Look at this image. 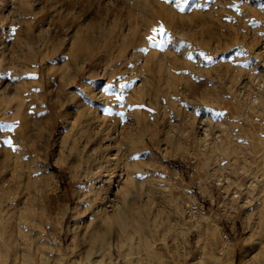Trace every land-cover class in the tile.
<instances>
[{"label":"rangeland","instance_id":"1","mask_svg":"<svg viewBox=\"0 0 264 264\" xmlns=\"http://www.w3.org/2000/svg\"><path fill=\"white\" fill-rule=\"evenodd\" d=\"M0 9V61L18 65L0 81L12 85L0 124H18L0 132V264H21L24 250L48 264H85L78 245L89 183L75 195L70 98L108 86L131 94L142 86L140 122L128 116L112 133L132 167L117 168L111 189L96 182L105 195L93 223H118L120 211L129 223L144 220L149 228L135 238L155 242L154 264H251L255 243L264 247V0H1ZM24 156L33 181L55 172L59 191L48 204L41 193L23 199L15 166ZM113 253L92 260L112 264Z\"/></svg>","mask_w":264,"mask_h":264},{"label":"bare ground","instance_id":"2","mask_svg":"<svg viewBox=\"0 0 264 264\" xmlns=\"http://www.w3.org/2000/svg\"><path fill=\"white\" fill-rule=\"evenodd\" d=\"M0 3H1V0H0ZM3 15H4L3 11L0 9V19L4 17ZM5 17H4V19H5ZM2 25L3 24L0 25V28L2 27ZM3 33H5V32H3L2 29H0V38L2 36H4ZM12 46L14 47V45H12ZM1 47H0V50H1ZM2 50H3V48H2ZM12 51H13V49H12ZM5 52H7V51H5ZM14 52H15V50H14ZM14 52L12 55L15 56L16 53H14ZM16 52H18L17 49H16ZM5 56H6V54H5ZM14 59H16V58H14ZM11 60L13 61L12 58H11ZM11 60H10V62H11ZM3 61H5V59H2L0 61V81L1 82L5 81L6 79H9V77L11 76V72L8 70L9 66L11 68H15V66L16 67L18 66L16 64H14L15 62H12L13 65H15L14 67H13V65H9V64H11L10 62L8 65H5L3 63ZM79 75H81V72H79L77 75H75L74 82L77 81V79L79 78ZM123 76L125 77V75H123ZM118 80H120V79H118ZM16 85L19 86L18 83ZM102 85H100V86H102ZM11 87H12V85H8V86L3 88L0 85V101H1V99L6 100L9 98ZM141 87H137L138 88L136 90L137 93L142 91L139 89ZM132 89H133V87H132ZM130 90L131 89H129V91ZM137 93L136 94H131L129 92H121V93L119 92L118 93L116 87L112 86L109 92H105V90H103V89L100 91L99 94L95 93V91L94 92L88 91V93L84 94L81 97L72 96L70 98L71 104L69 107V114H68V118L71 121V128H70L69 140H68L70 160H68V161H70L71 165H73L77 168H81V173L77 177V179H79L82 182L80 185H77L75 187V189H74L75 195L79 196L80 192H82V190L84 189V187L82 186L83 183H85L86 181H88V183H89L88 189H87L88 194L85 198V202L83 205L84 206L83 207L84 208V210H83L84 219H87V220L85 221V223H83L82 228L79 227L81 229L80 236L82 237V240L80 241V243L78 245L79 250L81 251V254L83 255V257L86 260V261L84 260L85 264H98V262H101V261H97V260H99L100 257H103L110 250L116 252V253H113V254H115V256L112 255V256H114L113 258H111L112 264H141V263L146 264V263H151L152 261L154 262L155 260H157V258L159 259L158 256H160L159 254H157L156 249H155L156 251H154L155 242H149V241H151V240H148L150 238L149 234L144 233V235L146 234V238H143L141 240L139 239L140 242H137L138 240L135 238L137 234L140 235L143 232H147V230H148L147 228H149V226L147 227L146 226L147 224L146 225L144 224L145 222L142 223L144 220H141L142 222H139V224L129 223L128 221L125 220V216H124L125 213L120 211V212L115 214V216H116L115 221L118 223H111V224L106 225L105 223H93V221H92V219L97 218V216L100 215L99 214V211L101 208L100 202H101V198L103 195L101 187L96 185V182L97 181L99 182V180H103V181L107 180L109 185H110L109 188L111 189V187L113 185L112 181H113L115 174L117 172V168L120 169V168L124 167V168H126L125 171L128 172L129 167L131 166L130 161H129L130 160L129 155L126 154L127 152L124 153V149L122 148V146H120V144H122V143L119 144V142H120L119 140H114V137H112L113 136L112 133L116 132V131L118 132V131H124L125 130L126 126H124L123 122L127 120L128 116L135 115L134 123L136 122L139 124L140 118L137 117L136 113L134 112V109L137 106L136 103L134 102L135 101L134 95L135 96L138 95ZM117 96H122L123 100L118 101L116 99ZM154 98L157 99V105L159 106V109H160V107L163 104L162 101L160 100V95L154 94ZM7 101H6V104H4L3 102L0 104V118L3 120L7 119V112H8V108L10 105L7 103ZM45 101H51L52 102L51 99H46ZM159 113H160V111H159ZM154 114H155V112H154ZM160 116H161V113L157 117V119H156L157 121H160V119H162ZM165 120H167V119H165ZM174 126H176V125H174ZM178 129H180V128H178ZM178 129H177V131H178ZM65 130H67V129H65ZM174 130H169L170 131L169 133H172V131H174ZM182 130H179V131L181 132ZM125 133H126V131L123 132L122 135H124ZM173 133H175V132H173ZM120 134H121V132H120ZM120 134H118V135H120ZM138 134H139V132L135 131V133L130 132V134H128V136H126V139L131 146L135 145V143H137L139 141L138 140V138H139ZM172 135H174V134H172ZM122 139H124V137ZM122 139H120V140H122ZM123 142H125V141H123ZM126 147H127V145H126ZM111 162L114 163V167H112L113 169L108 168V170L110 169V171L105 172L104 166H106L108 163H111ZM15 168H16L15 172L17 173L16 176H18V179H21V183H18L19 185H17V186L19 188L21 187V190L23 189L21 194L24 195L26 193V196H24L23 199H26V200L31 199L32 196H36L38 193H41L46 198V202L48 204L49 203V196L52 193H58L59 188L55 185V182H54L55 172L53 170H52L53 171L52 173L50 172V173H45V174H39L38 179L33 181L31 179V177L29 176V174H30L29 161H28L26 156L21 158V161L18 164L16 163ZM10 179H12V178H10ZM200 187H201L200 189L203 193H208L204 186L201 185ZM127 188L124 187V189H127ZM124 195H126V194H124ZM23 199H22V201H23ZM12 205H13V203H12ZM123 205H124V207L130 206V204H129V202H127L126 198L124 199ZM68 209H69V207L64 208L63 211L61 212V214L58 215V217L61 219V221H62V219H65L66 215L68 214V212H69ZM140 209H142V207ZM96 211H97V214H95ZM138 220H140V219H138ZM145 221H146V219H145ZM104 225H106L105 226L106 229L102 230V227ZM113 225H115V226H113ZM116 225L118 226L117 228H115ZM18 227H20L19 224H18ZM10 232H12V231H10ZM112 232L114 233V236L110 237V233H112ZM73 236H75V235H73ZM9 237H11V236H9ZM139 238H140V236H139ZM133 239L136 240L137 244H135L133 242V241H135ZM78 240H79V238H78ZM153 240H154V238H153ZM12 241H14V240H12ZM76 243H78V242H76ZM132 243H134L135 245H132ZM156 243H158V241ZM69 244L71 245V243H69ZM126 245L128 246L127 248H126ZM11 248H13V247H11ZM70 248L73 249V247H70ZM75 248H78V247H74V249ZM112 248H114V249L112 250ZM62 249H65V248H62ZM158 249H160V248H158ZM229 249H231V248H229ZM13 251H15V250H13ZM254 251H255V254L251 258V261H250L251 264H261L264 261V247H263L262 242L255 243L254 248H253V252ZM76 253H78V252H76ZM60 254H62V252ZM13 255H14V253H13ZM156 255H158V256L156 257ZM40 256L41 257H39V256L33 257L28 252V250H24L20 262H21V264H48L47 256L46 255L44 256L43 254H40ZM61 256H63V255H61ZM185 256H187V255H185ZM94 257L97 258L96 261L92 260ZM160 258H162V257H160ZM58 260H56V261H58ZM160 261H162V259H159V263H161ZM199 263H197V264H199ZM53 264H55V263L53 262ZM183 264H189L186 261V258H183Z\"/></svg>","mask_w":264,"mask_h":264},{"label":"snow or ice","instance_id":"3","mask_svg":"<svg viewBox=\"0 0 264 264\" xmlns=\"http://www.w3.org/2000/svg\"><path fill=\"white\" fill-rule=\"evenodd\" d=\"M166 2H171V0H166ZM178 7L180 8L181 11L184 10V6L182 4H178ZM154 31H156L158 34H163V35H166V33H164V30L162 28L160 29H155ZM149 40L152 42V46L153 47H159L161 51H164L165 48H164V45L161 43V44H156L155 42V39L153 37H149ZM122 88L123 87H126L124 85L121 86ZM111 89V86H108V88L105 89V92H109ZM116 99L118 101H122L123 100V97L122 96H117ZM211 111V110H209ZM217 115H222V114H217ZM18 127V124H0V132H10V131H14V129ZM4 143H6L9 147L12 148L13 151H15V147L13 146V143H12V140H5ZM134 159H138V158H134Z\"/></svg>","mask_w":264,"mask_h":264}]
</instances>
